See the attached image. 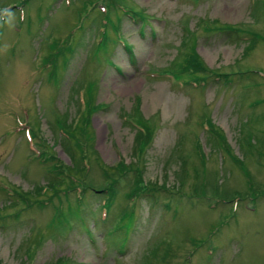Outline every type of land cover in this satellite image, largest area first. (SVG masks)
Returning a JSON list of instances; mask_svg holds the SVG:
<instances>
[{"label": "rangeland", "instance_id": "374dc122", "mask_svg": "<svg viewBox=\"0 0 264 264\" xmlns=\"http://www.w3.org/2000/svg\"><path fill=\"white\" fill-rule=\"evenodd\" d=\"M111 1L146 18L141 32L138 24L120 20L131 59L119 42L109 54L96 52L100 33L114 36L117 13L109 0H0V182L33 198L48 182L24 135L14 131L15 116L23 112L55 157L69 164L54 122L77 117L73 88L83 76L95 84L98 107L87 128L102 166L112 168L121 159L138 169L143 187H165L169 194L134 197L124 219L122 194L130 185L129 175L121 176L101 221V193L93 190L106 179L91 157V187L80 208L71 205L60 225L49 224V207L21 211L0 229V264H145L151 251L164 247L175 256L171 264H264V44L258 41L246 53L243 40L256 33L263 41L264 0ZM99 4L107 7L105 27ZM182 46L230 82L212 78L201 89L155 77L152 72L168 69ZM134 107L154 128L139 161L132 156L134 131L121 118ZM202 117L231 150L211 142ZM203 182L216 207L191 195ZM4 203L0 194V208ZM30 233L41 239L26 251Z\"/></svg>", "mask_w": 264, "mask_h": 264}, {"label": "trees", "instance_id": "16d2710c", "mask_svg": "<svg viewBox=\"0 0 264 264\" xmlns=\"http://www.w3.org/2000/svg\"><path fill=\"white\" fill-rule=\"evenodd\" d=\"M108 5L113 7L117 13V15L115 14L116 26H111L114 36L112 38L109 36V38L106 39L103 33H100L96 42V52L109 54L108 51L113 48L116 42H119L127 53H129L128 56L131 59L130 48L119 35L118 27L120 25V20L124 17L134 24H138L140 27L139 31L141 32L144 25H146V18L140 11L126 6L121 2L117 4L109 0ZM98 13H101L103 16L100 24L105 27L110 22L108 18L107 21L105 19L107 16V7L104 4H99ZM215 29L219 30V26L215 27ZM226 29L227 28H225V31L230 33L231 37H236L235 39L241 37V34L239 33L242 32L239 30L233 28ZM243 40L248 43L246 53L253 48V45L256 42L260 41L264 44V39L262 41V38L256 33H249V35H246ZM95 58L98 60V54L95 55ZM152 73L155 77H157L158 74H161L162 77L170 79L172 83H176L180 86L188 85L201 89L204 88L208 80L212 78L220 81L223 80L226 84L227 82H230V79L227 78L228 74L207 70V68L199 61V58L194 51L185 46H182L177 50V54L169 63L168 69ZM82 79H84L83 76L73 88L76 100L77 117H72L69 122H67L66 118L62 119V116H58L60 118L57 117L54 122L55 132L66 144V149L69 154V164H63L57 157H55V154L51 151L52 147L48 146L39 134L40 132L36 122H32V119L31 123L29 122L31 118L29 114L23 112V117L18 118L15 116L16 124L14 131L24 135L27 148L30 150V152H28L29 155L32 156V160L35 161V163L44 168L43 170L48 182L46 183V186L40 187L36 190V197L39 195V198L29 197L27 192H20L7 183L0 182V194L5 201L0 208V229L4 228L8 221H15L21 211L27 210L28 208H31V206H36L37 208L49 207L52 211L49 224H62L65 221V215L71 214V205H73L74 209H79L82 204L84 192L91 187V185L86 182L91 172V157L93 163H95L94 167L99 168L103 179H106V185L98 189L91 188L94 189L93 191H99L101 193L102 204L100 207L104 210L103 218L100 219L101 221L105 219L107 212L112 208L114 196L117 191L116 184L121 176L129 175L130 185L128 191L122 194V197L126 202V204L125 202L123 203V206L125 207L124 212L127 213L124 219H127V217L131 215L134 197L149 195L153 199L161 192L169 194L170 190L165 187H152L153 185H151V187H143L142 181L138 179V169L133 166L131 167L130 164H126L121 159H119L112 168L110 167V170L108 167L105 168L102 166L100 160L92 151V145L89 146V140L92 141V134L87 128L91 113H93L98 107V105L94 103L93 93L95 90V84L89 79L86 81ZM121 118L124 120V123L134 131L132 156L139 161L141 150L147 145L151 131L154 129L152 128L153 124H151L150 121L141 118L136 112V107L133 108L130 114L121 115ZM201 119L206 128L205 130L212 138L211 142L214 145L218 144L224 151L231 150L228 144L223 140L222 135L213 129L209 119L207 117H202ZM18 126L22 127L19 128ZM195 147L197 148L200 157L203 158L198 140L195 142ZM178 158L181 159V155L180 157L178 156ZM180 164L182 168L184 161H181ZM195 171L196 170H194L193 173ZM204 182L200 185V189L198 190L197 188V190H194L191 195H199L204 200L209 201L208 207H216L217 202L214 200L211 204L209 198L212 197L206 196L207 193ZM251 187L252 186L249 185L248 182L247 188L251 189ZM68 193L72 195V200L74 202H69L67 199ZM177 194L181 197L184 192L179 190ZM130 200L131 203L128 202ZM7 210L11 211L8 212ZM30 232H33V230ZM31 236H33L32 233H30L25 239L24 247L26 248V251L34 249L39 242L38 239H41L40 236L39 238H32ZM31 253L32 252H29V258L31 257ZM174 257V254L171 253L168 248L164 247L151 251L146 258L145 264H171ZM56 263L57 261H54L52 264Z\"/></svg>", "mask_w": 264, "mask_h": 264}]
</instances>
